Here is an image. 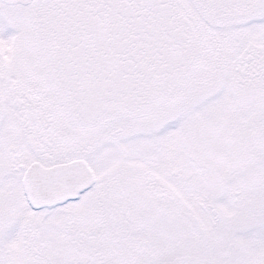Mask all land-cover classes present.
Masks as SVG:
<instances>
[{
    "label": "snow or ice",
    "instance_id": "1",
    "mask_svg": "<svg viewBox=\"0 0 264 264\" xmlns=\"http://www.w3.org/2000/svg\"><path fill=\"white\" fill-rule=\"evenodd\" d=\"M0 264H264V0H0Z\"/></svg>",
    "mask_w": 264,
    "mask_h": 264
}]
</instances>
